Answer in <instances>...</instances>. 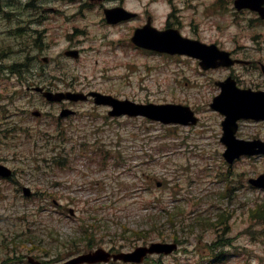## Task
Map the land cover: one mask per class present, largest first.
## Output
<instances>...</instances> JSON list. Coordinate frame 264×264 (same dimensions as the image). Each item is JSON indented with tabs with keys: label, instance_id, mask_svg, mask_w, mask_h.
<instances>
[{
	"label": "rangeland",
	"instance_id": "374dc122",
	"mask_svg": "<svg viewBox=\"0 0 264 264\" xmlns=\"http://www.w3.org/2000/svg\"><path fill=\"white\" fill-rule=\"evenodd\" d=\"M119 4L138 16L108 24L104 8ZM43 5L52 8L44 11L47 20L34 22V33L18 39L6 38L3 29L8 23L0 21V53L8 51L0 56V65L8 67L0 70V103L4 104L0 105V162L19 167L20 183L37 191L27 199L12 182L0 181V263L29 264L28 258L33 257L66 264L76 254L58 251L72 240L79 241L80 235L85 240L81 233L85 224L95 227L88 231L95 245L82 246L78 252L100 247L128 251L178 236L180 249L164 255V264H264V214L251 215L258 204L264 207V189L248 182L264 172V156L228 164L220 140L223 116L210 107L218 92L215 77L221 78L225 71L209 72L187 56L142 50L131 41L136 27L151 16L158 29L171 24L186 37L226 47L235 41L246 59H264V26L251 25L245 14L234 16L230 0H45ZM28 43L34 45L36 57L25 65L28 54L17 48ZM69 49H78L80 57L66 56ZM243 71L245 79L256 74L264 82L261 70ZM36 85L98 90L144 103H182L191 106L199 123L180 126L142 117L108 119L109 107L78 103L80 114L64 121L73 126L67 127L66 135L75 136L63 143L69 150L68 166H53L46 175L42 169L54 154L51 144L62 139L56 136L59 132L64 134L57 130L58 123L53 127L50 122L58 119L66 101H42L29 88ZM28 109H40L42 119L27 113ZM16 124L18 128L11 130ZM22 125H42L54 136L37 143L26 135L17 137ZM238 136L264 139V123L242 122ZM85 141L86 148H81ZM59 154L55 151L54 157ZM100 162L107 164L102 167ZM149 177L150 183L145 180ZM62 206L73 208L75 215L68 216ZM178 207L184 213L170 220L169 212ZM220 210L228 223L209 228L208 220H216ZM134 230L142 233L134 236ZM32 233L37 243L30 252ZM222 235L227 258L210 262V247Z\"/></svg>",
	"mask_w": 264,
	"mask_h": 264
},
{
	"label": "water",
	"instance_id": "95a60500",
	"mask_svg": "<svg viewBox=\"0 0 264 264\" xmlns=\"http://www.w3.org/2000/svg\"><path fill=\"white\" fill-rule=\"evenodd\" d=\"M239 2L241 5H248L246 0H239ZM107 13L109 20L114 23L131 16V13L127 12L122 7L112 9L111 11H107ZM133 40L141 46L153 48L159 51H169L172 53H188L201 57L204 61L213 59V57L209 56L210 54L215 56L213 53H218V50L214 45L208 46L198 41L186 39L180 35L177 29L158 31L150 25H147L143 28L137 29ZM67 53L76 57L78 56L77 50L68 51ZM204 61H202V64L207 67L204 64ZM37 89L43 91V88L41 87ZM239 93L241 92L236 89L233 91L226 90L225 93H222V95L215 100V103L213 104L214 107L219 108L223 113L227 114V119L223 122L225 133L222 140L228 146L224 155L229 162H233L242 154L264 153V142L260 140L244 141L236 139L235 137L237 129L236 120L240 116H254L256 118L264 117V93L251 94L255 98L241 96ZM44 95L49 100H62L64 98L79 100L87 98L86 95L78 92L54 93L51 91H45ZM96 101L97 103L113 105L114 109L110 111V113L115 115L122 113L130 115H146L164 122L180 121L188 123L192 121L195 123L197 121V118L193 116V111H190L189 107L182 105H142L129 100H117L111 96L104 95H98ZM10 173L11 170L9 168L0 164V174L9 175ZM250 182L256 186L264 187V174L258 178L250 179ZM175 248L176 244L161 242H154L150 246L138 247L132 252L111 253L104 248H99L70 259L67 263L79 264L84 262H107L111 258L115 260L121 259L124 261L141 262L148 253H170Z\"/></svg>",
	"mask_w": 264,
	"mask_h": 264
},
{
	"label": "flooded vegetation",
	"instance_id": "af4514ba",
	"mask_svg": "<svg viewBox=\"0 0 264 264\" xmlns=\"http://www.w3.org/2000/svg\"><path fill=\"white\" fill-rule=\"evenodd\" d=\"M45 0H0V21H6L8 23V28L3 29L4 36L6 38H19L23 36L24 33L29 31L34 33L33 25L34 22H45L47 14L44 11L51 10L50 6L43 5ZM232 0H230L231 2ZM23 12V13H22ZM41 12L44 14L41 16ZM237 14H245V20L250 21L253 24H264V18L259 16L258 12L251 9H244L240 12L234 11ZM254 14V15H253ZM45 20V21H44ZM30 43L21 44L17 51L26 52L28 54V59L25 65H28L30 58L36 57L34 55L33 47ZM230 52L231 57L239 63L232 66L220 68L225 71V74L221 76L222 79L234 78L237 85L241 88H251L253 90H264V82L256 74H251L250 79H245L243 70H261L262 76H264V59H258L251 57L246 59V52L240 48L239 44L230 45L229 47H224ZM264 49V48H262ZM4 52V56H7ZM262 53V52H261ZM256 56V55H255ZM3 64L0 65L2 67ZM21 69V68H20ZM22 70V69H21ZM14 71V67H11V72ZM260 75V72L258 73ZM31 88V87H29ZM50 88V87H49ZM68 105L73 106L74 104L67 101ZM66 107V106H65Z\"/></svg>",
	"mask_w": 264,
	"mask_h": 264
},
{
	"label": "trees",
	"instance_id": "16d2710c",
	"mask_svg": "<svg viewBox=\"0 0 264 264\" xmlns=\"http://www.w3.org/2000/svg\"><path fill=\"white\" fill-rule=\"evenodd\" d=\"M59 143H55L53 146L56 147ZM226 195H229V193H225V196ZM184 212L182 210V207H178L174 213L172 212H169V219L170 220H174L175 217H179L180 215H182ZM264 214V207L260 204H258L255 208H252L251 209V215L252 217H259V216H262ZM202 222H206V220H201ZM228 223V217L226 216V213L225 211L223 210H220L218 213H217V218L216 220L212 221V220H208V227L209 228H212V227H215V226H219V225H224V224H227ZM227 226V225H226ZM90 230H94L95 227L93 226H86L85 224H81V233H83V236L85 237V240L82 241V236L80 235L79 237V241L77 240H72L71 241V245H69L65 250L62 249V250H59L58 253L59 254H64V255H67L68 254H73V253H77L80 248L82 246H86V247H92L95 245V242L94 241H91V237H89V233L88 231ZM95 231V230H94ZM224 231V230H223ZM138 233V234H137ZM142 232L141 231H138V230H134V236H138L140 235ZM50 235H53V233H51ZM94 235H92L93 237ZM53 238V237H52ZM178 238V237H176ZM29 239L31 240V243L32 245L36 244L37 241V235L36 234H29ZM216 240V239H215ZM82 241V242H80ZM18 242V241H17ZM79 242V243H78ZM12 243H16V240L12 241ZM226 239L225 237L222 235V237L218 240L217 242L214 241V246L210 247L211 248V257L212 259H214L215 261H220V260H225L227 258V255H228V250L226 251ZM66 244V243H65ZM15 247H17L15 245ZM34 248L31 247L30 248V251H32ZM60 249V248H58ZM114 249H116V247H114ZM81 252V251H80ZM14 258H18V257H14ZM163 256H160L158 257L157 259H154L153 258V261H150V257L147 259L148 262L147 264H150L153 263V264H164L163 263ZM9 259H12V258H9ZM19 259V258H18ZM211 259V260H212ZM54 259H52L51 261H53ZM51 261H45V264H49ZM7 263V262H6Z\"/></svg>",
	"mask_w": 264,
	"mask_h": 264
}]
</instances>
